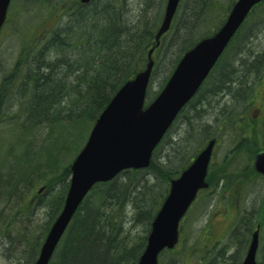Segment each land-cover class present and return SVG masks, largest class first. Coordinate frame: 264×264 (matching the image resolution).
I'll return each instance as SVG.
<instances>
[{
  "label": "trees",
  "instance_id": "trees-1",
  "mask_svg": "<svg viewBox=\"0 0 264 264\" xmlns=\"http://www.w3.org/2000/svg\"><path fill=\"white\" fill-rule=\"evenodd\" d=\"M24 1L17 3L12 0L4 26L11 22L9 28L14 29L17 23L15 18L20 19L22 14L28 16L32 23L22 30V44L12 73L2 78L0 109L11 89L22 91V99L18 102L22 109L25 106L29 123L22 127L23 130L30 132L40 125H48V128L44 137L46 139L40 145L35 146L17 133V140L10 145V149L17 148L18 153L9 148L1 151L2 163L10 164L11 173L0 172V189L19 201L10 210L14 212L19 209L20 212L22 206L19 204L24 200L25 193L32 190L33 184L40 178L47 190H52L49 196L46 192L44 197L39 196L42 209L47 210L45 216L49 228L62 208L68 188L69 164L79 150L72 152L73 156L65 163H59L58 153L75 143V138L65 140L59 124L67 123L82 131L90 128L88 124H93L117 90L144 69L148 63V51L152 47L151 57L155 66L159 67V61L168 56L174 62L164 69L166 74L161 82L163 84L180 57L199 39L211 35L223 23L234 0H214L199 18L193 19L186 31L180 28L179 19L191 0H181L176 18L158 45L155 44V34L163 18L166 0H123L122 3L118 0H96L85 6H81L78 0H70L64 10L57 9L64 0H33L30 5H25ZM57 11L59 14L55 18ZM38 14L43 16L39 24L45 26L49 20L52 22L42 27L47 31H36L35 36H31L29 33L35 31L38 25H33ZM263 28L264 0H261L231 39L198 93L180 110L173 125L155 148L149 166L125 170L111 181L96 184L75 212L50 264H138L147 234L136 235L135 228L141 224L143 233L149 232L156 210L167 194L170 180L190 163L192 154L187 153L191 155L190 158L187 154L181 157L178 167L169 164L178 157L183 147L187 148L192 142L199 141L200 147H203L214 139L215 148L219 141L227 138L233 144L228 158L211 163L206 179L208 188L218 185L223 210L230 203L237 207V200L242 199L246 189L254 185L256 177L264 180L253 169L254 154L260 147L256 149L252 132L259 131V128L255 129L251 123L254 120L247 118L246 114L254 95L253 83L264 77V43L255 52L253 46L259 40ZM174 39L183 43L168 44ZM238 44H244L245 47L235 51ZM229 52H232L231 56ZM225 64L226 69H223ZM150 85L151 82L146 100ZM57 89L64 90L63 96L53 97ZM72 91L73 95H69ZM42 106L45 110L42 118L38 117V112L29 113L31 107L38 110ZM181 117L182 126L186 124L181 132L183 137L178 142L174 141L176 137L168 141L172 128ZM69 125L63 130L67 135H70ZM85 132L79 133L78 137H82ZM165 139L168 142H163ZM162 143H167L165 149L168 152L165 154L159 148ZM37 157L40 160L43 158L41 172L34 164ZM161 159L169 164H159ZM36 172L39 173L38 178L33 177ZM208 188L199 191L188 212L198 201L201 202L199 206L204 207L208 203L206 200H213L218 190ZM34 207L37 208V204L33 207L28 204L24 216L36 213ZM263 207L264 200L259 212L252 209L240 219L237 217L223 240L215 243L208 240L211 232L207 223L200 230L201 234L199 230L195 232L192 244H184L177 249L183 241V229L189 216L187 212L180 222L177 245L173 249L163 250L159 255V259L162 255L165 259L161 264L240 263L257 225L259 239L262 240L260 230L264 225L255 223V215ZM15 221V218L11 219L7 226L13 225ZM27 235V231L19 235V238H24L18 244L5 235L9 241L2 251L8 252L9 247H13L18 255L17 258L14 256L11 264H33L36 259L40 245L31 244ZM2 237L0 233V239ZM235 248V254L226 258L224 250Z\"/></svg>",
  "mask_w": 264,
  "mask_h": 264
},
{
  "label": "water",
  "instance_id": "water-1",
  "mask_svg": "<svg viewBox=\"0 0 264 264\" xmlns=\"http://www.w3.org/2000/svg\"><path fill=\"white\" fill-rule=\"evenodd\" d=\"M11 0H0V29ZM89 0H80L88 2ZM261 0H235L219 29L183 54L158 96L144 106L152 67L151 54L145 70L124 83L95 120L88 138L70 164V178L62 211L52 222L34 264H48L62 235L85 195L97 182H108L121 170L143 169L150 164L154 148L178 112L197 91L201 82ZM179 0H167L156 44L170 27ZM214 140L175 179L150 223L146 244L138 264H159V255L179 240L180 221L201 189L206 177ZM253 168L264 176V150L255 154ZM259 227L253 231L242 264H256Z\"/></svg>",
  "mask_w": 264,
  "mask_h": 264
},
{
  "label": "rangeland",
  "instance_id": "rangeland-1",
  "mask_svg": "<svg viewBox=\"0 0 264 264\" xmlns=\"http://www.w3.org/2000/svg\"><path fill=\"white\" fill-rule=\"evenodd\" d=\"M17 3H22L24 0H16ZM76 1V0H74ZM33 3V0H28V2L24 1L25 5H30ZM59 13H57L56 16H58ZM43 18L42 14H38L37 17L33 20V25H37L35 31H32L29 33L31 36H35V32L37 33H43L47 31L45 28L42 27H47V25L51 24L52 21H48L47 24L41 25L39 24V20ZM16 26L14 29H10V24L11 22L8 23V27L6 26L1 35H0V84L3 83L1 82V79L8 74H11L12 67L17 61V57L19 54V49H20V44H22V36L24 35L23 33V28L26 25H31L32 23L30 22V18L28 16H25V14H22L20 19H17ZM28 19V20H27ZM40 25V26H39ZM23 30V31H22ZM263 31V32H262ZM261 35L259 37V40L255 42L254 44V52L255 49L259 50L261 48L262 43H264V28L261 30ZM259 34V33H258ZM29 35V36H30ZM26 39V36H25ZM19 44V45H18ZM259 46V47H258ZM232 52H229L228 55L231 56ZM173 57V56H172ZM170 58L171 57H167ZM157 72L160 73V77H158L154 82H151L150 85V91L151 93L156 94L159 91L160 84L165 77V72L164 69L159 66V69ZM254 87L253 92L254 95L249 102L247 106V118L252 116L257 115L256 114V109H259L258 113V119L264 121V77H262L261 80L256 79L254 81ZM13 89L9 91L5 99V104H3V110H2V116L0 117V172L3 173L6 171L7 173H11L9 171L10 164H3V160L1 159V151L4 149L9 148L10 145L14 144V141L17 140L15 134L19 133L22 135L23 138L27 141H32L35 146L40 145L43 140L46 138V133H47V128L48 125H40L34 128L30 132H26V130H23V126L27 124L26 122V112L23 109L22 111V106L20 104L19 99H22L21 97H18L16 93H14ZM25 99V98H24ZM149 100L147 99V103ZM22 112V116H21ZM21 116V117H20ZM183 120V117L177 120L175 123L174 127L172 128L169 139L170 141L173 137L180 136L179 138H182V130L184 127L181 125V122ZM256 123V122H255ZM67 123H62L59 124V127L61 128L62 135L65 137L66 141L72 140V138H75V143L70 144L65 149L58 153L60 158L58 159L59 163L60 162H66L69 160L73 154L75 153L78 149L81 148V146L84 144L87 134L92 128V124H88L90 128H86L83 131L77 128L76 126H70L68 127V131L70 135H67L66 133L63 132V130H66L67 128ZM254 125V124H253ZM263 126H259V131L257 132H252V141H254V145L256 149H258L260 146L264 147V122L262 123ZM256 126V125H255ZM257 127V126H256ZM255 127V129H256ZM8 129V130H7ZM86 131V132H85ZM180 131V132H179ZM11 133V134H8ZM84 133V135L81 137H78L79 133ZM179 132V135H176ZM19 139V137H18ZM165 139L163 142L167 141ZM47 141V140H46ZM167 141V142H168ZM172 141V140H171ZM236 143V142H234ZM66 144V143H65ZM167 144V143H166ZM164 143L161 144L159 147L161 150V153L165 154L166 149ZM232 145L229 139H223L219 141V143L215 146L214 148V155L212 157L211 163L216 162H222L225 158L227 157V154L229 153V150L232 148ZM4 146V147H3ZM34 146V147H35ZM73 149V150H72ZM165 149V150H164ZM11 151L18 153V149H10ZM159 150V149H158ZM164 150V151H163ZM184 150L180 151V154L178 155L177 158L173 160L174 163H177L179 159L184 155ZM8 156V155H6ZM191 155L187 154V157L190 158ZM74 157V156H73ZM43 158H41L42 160ZM73 159V158H72ZM40 160L39 157L36 158L34 161V164L37 165L38 171L41 172L43 169V164L42 161ZM219 166L218 168H220ZM30 173V172H29ZM34 178L39 177V173L36 172L33 175ZM263 179L256 177V180H254V185L251 186L250 188H247L245 191V194L242 199H238V204L237 207L236 205H231L228 204L224 207V210L222 209V204L221 197H220V189L217 188L218 185H211L208 190H212V188H215L218 190L216 196L213 197V200H206L207 205L202 207L199 206L201 202L198 201V203L195 204L194 207L188 212V217L186 218V223L184 225L183 229V241L180 242L177 246V249L181 246L185 245H190L192 244V238L195 236V232L197 230H202V228L209 223L210 225V232L211 235L208 237V240L210 239V242H218L220 240H223L225 235H227L230 227L234 224L236 221L237 217H240L245 214L246 212L251 211L252 209L256 211H260V207L263 206V200H264V183ZM34 187L32 190H29L28 192L25 193L24 195V200L20 202L19 206H22L21 211L19 212L15 210L14 212L10 210V208H13V206L16 207V205L19 203V201L15 197L8 196V192L5 194L3 189H0V233L1 235L3 234V237L0 239V264H11L14 256L17 258L16 251L14 250L13 247H9L8 252L2 251L3 246H7L6 243H8V238H6L5 235L9 236L13 242L17 243L20 241L21 238H24V236L19 238V235L25 234V232H28L27 238L30 239L31 244L35 245L36 243H41L44 240V237L46 235L45 230H48L47 223V215L45 216V211L42 209L41 201L39 199V196L42 195V197L45 196L46 194L49 196L52 193V190L48 191L47 186L42 184L40 181V178L37 179V181L33 184ZM39 194L37 191L40 189ZM9 191V190H6ZM41 193V194H40ZM11 197V198H10ZM29 204V207H33L35 204H37V208L34 207V209L37 211L34 214L31 215H26L27 210V205ZM23 214V215H22ZM22 215V216H21ZM263 215H264V207L262 208L261 212L259 214L256 213V222H261L262 226L264 225L263 221ZM244 216V215H243ZM15 218V222L11 226H7V224L10 222V220ZM254 219V221H255ZM259 224V223H258ZM50 226V224H49ZM261 226V227H262ZM143 225L139 224L137 226V229L135 228L136 235H146L147 233H143L142 231ZM262 234H260V238L262 237V240L264 239V227L262 228ZM5 234V235H4ZM201 234V231H200ZM198 235V234H197ZM147 236V235H146ZM35 238V242H33V239ZM2 242V244H1ZM262 242V241H261ZM224 245V244H223ZM249 245V244H248ZM262 249L260 250L263 252L264 250V242L262 244ZM25 247V246H24ZM247 250V248H246ZM246 250L243 254V257L246 253ZM4 253H7L4 255ZM242 257V258H243ZM6 259L8 263H6ZM15 259V258H14ZM257 261L261 262V254H258V257L256 258ZM160 264L165 261L163 255L160 256ZM242 260V259H241ZM241 262V261H240Z\"/></svg>",
  "mask_w": 264,
  "mask_h": 264
},
{
  "label": "bare ground",
  "instance_id": "bare-ground-1",
  "mask_svg": "<svg viewBox=\"0 0 264 264\" xmlns=\"http://www.w3.org/2000/svg\"><path fill=\"white\" fill-rule=\"evenodd\" d=\"M94 1H96V0H89L88 2H82L81 3V6H85V5H88V4H91L92 2H94ZM179 1H181V0H179ZM213 1L214 0H191V2L190 3H187V5L185 6V9H184V11L182 12V17H180V19H179V24H180V28H182L184 31H186V30H188L189 29V27H190V25L193 23V19H197V18H199V16L202 14V12H204L205 10H207V8H208V6H210L212 3H213ZM11 2H12V0L10 1V4H9V6H8V9H7V13H8V10H9V7H10V5H11ZM118 2H120V3H122L123 2V0H118ZM69 3H70V0H64V3H62V5H59V8H57V9H59V10H64V8L65 7H67L68 5H69ZM177 11V10H176ZM57 13H58V11H57ZM45 16V15H44ZM176 18V13H174V15H173V21H174V19ZM6 19H7V17L5 18V21H4V23H3V25H2V27H1V29H0V35H1V33H2V31H3V29H4V26H5V23H6ZM172 21V22H173ZM172 22H171V24H172ZM170 24V25H171ZM217 29H219V28H217ZM216 29V30H217ZM215 30V31H216ZM169 31V30H168ZM167 31V32H168ZM175 41H170L168 44H182L183 42L181 41V40H179V39H174ZM202 40V38L201 39H199L198 40V42H197V44L200 42ZM251 41H253V40H251ZM245 47V45L244 44H238V46H235V51L237 50H240L241 51V49L242 48H244ZM236 53V52H235ZM180 60V59H179ZM179 60H178V62H179ZM152 67H151V70H150V75H149V79H148V85L150 84V82H154L158 77H160V73L159 72H156L158 69H159V67H157V66H155L154 65V61L152 60ZM177 62V63H178ZM174 62H173V60H171L170 58H163V59H161L160 61H159V66H161L163 69H168V67H170V65H172ZM177 63L175 64V66H174V68L172 69V71H171V73H170V75H169V77L167 78V80L163 83V84H160V87H159V91L156 93V94H152L151 93V91H149V94H148V99H150L151 101L150 102H152L153 100H155V98L158 96V94L162 91V89L164 88V86L166 85V83H167V81L169 80V78H170V76H171V74H172V72L174 71V69L176 68V66H177ZM148 64V63H147ZM147 64L145 65V67H144V69H142V70H145L146 69V67H147ZM226 66H227V64H225V66L223 67V69H226ZM141 70V71H142ZM154 71H155V73H154ZM140 72V71H139ZM138 73V72H137ZM136 73V74H137ZM154 73V74H153ZM135 74V75H136ZM134 75V76H135ZM133 76V77H134ZM132 77V78H133ZM132 78H130L129 80H131ZM153 79V80H152ZM215 80H218V79H215ZM1 82H2V79H1ZM127 82V81H126ZM125 82V83H126ZM205 82V80H203L202 82H201V84H200V86L198 87V89H197V91L194 93V95L190 98V99H192L197 93H198V91L200 90V88L202 87V85H203V83ZM2 84L3 83H1L0 84V88H1V86H2ZM151 88V87H150ZM14 93H16L17 95H18V97H20V96H22V91H16V92H14ZM63 93H64V90H61V89H57V91H56V93H54V95H53V97H56V98H58V97H61V96H63ZM71 93H72V95H73V91L72 92H70L69 93V95H71ZM69 95H66L67 97H69ZM146 95H147V92H146ZM145 95V96H146ZM216 97V96H215ZM212 98V97H211ZM213 100L215 99L214 98V96H213V98H212ZM4 102H5V100H4ZM149 102V103H150ZM148 105V104H147ZM146 105V106H147ZM35 106H40V104H36ZM2 107H3V105H2ZM1 107V109H0V112L3 110V108ZM40 109H38V110H35V109H33L32 107L30 108V110H29V113H32V112H38V113H36V114H38V117L39 118H42L41 116L44 114V112H45V110H43L44 108H43V106L42 107H39ZM24 110H25V112L27 113V111H26V109H25V106H24V108H23ZM23 109H22V111H23ZM21 116H22V112H21ZM20 116V117H21ZM25 119H26V122H27V120H28V116L26 115V117H25ZM29 123H27V124H25V125H28ZM182 125V124H181ZM184 125V124H183ZM184 128H186V124L184 125ZM187 130H188V128H187ZM191 129H189V131H190ZM179 137L180 136H177L176 138H175V142H178L179 140ZM208 144V142H206L205 144H204V146L203 147H200L201 146V144H200V142L198 141H196V142H192V144H190V145H188V147L187 148H182V150H184V155L182 156V157H184L187 153H190V154H192V157L193 158H195L205 147H206V145ZM198 147H200V148H198ZM194 148H198V150L196 151V150H194ZM181 150V151H182ZM181 159V158H180ZM159 164H163V165H167V164H169L168 162H166L164 159L162 160L161 159V161H160V163ZM170 166H173V167H178L179 166V163L177 162V163H174V162H171L170 164H169ZM125 170H127V169H125ZM124 169L123 170H121L120 172H119V174H121L123 171H125ZM99 183H104V182H97V183H95L93 186H92V188L88 191V193H90L92 190H93V188L95 187V185L96 184H99ZM169 185H170V182H169ZM168 189H169V186H168ZM88 193L85 195V197H84V199L86 198V196L88 195ZM66 194H67V190H66ZM66 194H65V196H64V201H65V198H66ZM84 199L81 201V203L84 201ZM64 201H63V205H64ZM63 205H62V207H63ZM81 205V204H80ZM79 205V206H80ZM79 208V207H78ZM77 208V209H78ZM62 211V208L60 209V212ZM157 211H158V209L156 210V213H157ZM59 212V213H60ZM58 213V214H59ZM128 218H130V217H128ZM242 233H244V231L242 230L241 231ZM98 237H100V235H97ZM251 236H252V234H251ZM236 238V237H235ZM234 238V239H235ZM238 239H241V238H239L238 237ZM250 241H251V238H250ZM250 241H249V243H250ZM262 241V242H261ZM263 242H264V239L263 240H260V239H258V245H257V250H256V258L258 257V254L260 255L261 254V259H262V261L260 262H258L257 261V259H256V264H264V250H263V252H261L260 250L262 249V244H263ZM231 243V242H230ZM229 243V244H230ZM232 245H234L233 243H231ZM226 252V253H225ZM235 252H236V248L235 249H225L224 250V253H225V256H226V258L228 257V256H232V255H234L235 254ZM142 253V252H141ZM141 253H140V255H141ZM38 255H39V251H38V254H37V257H36V259L34 260V262H33V264L35 263V261L37 260V258H38ZM140 255H139V257H140ZM244 257H245V255H244ZM244 257L242 258V260H241V262L240 263H238V264H242L243 263V260H244ZM52 259V257L50 258V260ZM139 259V258H138ZM50 260H49V263L48 264H50ZM227 260V259H226ZM6 263H8V261H7V259H6ZM9 264V263H8Z\"/></svg>",
  "mask_w": 264,
  "mask_h": 264
},
{
  "label": "flooded vegetation",
  "instance_id": "flooded-vegetation-1",
  "mask_svg": "<svg viewBox=\"0 0 264 264\" xmlns=\"http://www.w3.org/2000/svg\"><path fill=\"white\" fill-rule=\"evenodd\" d=\"M258 113H259V109H256V114L258 115ZM257 115L252 116V118H254V122H256V123H253L254 126L256 124V126L259 127L264 121L259 120Z\"/></svg>",
  "mask_w": 264,
  "mask_h": 264
}]
</instances>
